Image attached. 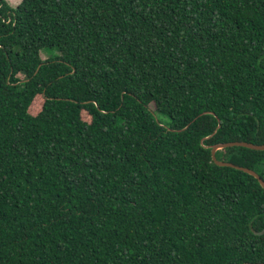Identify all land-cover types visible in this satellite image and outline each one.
Instances as JSON below:
<instances>
[{
  "label": "trees",
  "instance_id": "obj_1",
  "mask_svg": "<svg viewBox=\"0 0 264 264\" xmlns=\"http://www.w3.org/2000/svg\"><path fill=\"white\" fill-rule=\"evenodd\" d=\"M228 141L264 143V0H0V264L264 262Z\"/></svg>",
  "mask_w": 264,
  "mask_h": 264
},
{
  "label": "water",
  "instance_id": "obj_2",
  "mask_svg": "<svg viewBox=\"0 0 264 264\" xmlns=\"http://www.w3.org/2000/svg\"><path fill=\"white\" fill-rule=\"evenodd\" d=\"M230 146H244V147H249L252 149H257V150H264V143L262 144H256L253 142H249V141H228V142H223V143H217L212 145V157L214 159V161L216 162V164L220 165V166H231L240 170H243L249 174L254 175L256 178L259 179L261 185L264 187V180L261 178V176L253 169L249 168V167H245V166H241V165H237L233 162L230 161H225V160H220L217 158L216 156V152L218 149L221 148H225V147H230ZM258 233H262L258 232ZM243 264H264V262H260V263H251V262H245Z\"/></svg>",
  "mask_w": 264,
  "mask_h": 264
},
{
  "label": "rangeland",
  "instance_id": "obj_3",
  "mask_svg": "<svg viewBox=\"0 0 264 264\" xmlns=\"http://www.w3.org/2000/svg\"><path fill=\"white\" fill-rule=\"evenodd\" d=\"M10 2H11L12 4L15 3V5H18V4L21 2V0H13V1L10 0ZM56 52H57V51H55V50H54V51L42 50V51H41V56H42L43 59H46V58H48V57H50V56L56 54ZM20 76H21V77H24V74L21 73ZM38 97H40V96H38ZM161 118H163V119L166 120V121L169 120L167 117H165V116H163V115H161Z\"/></svg>",
  "mask_w": 264,
  "mask_h": 264
}]
</instances>
